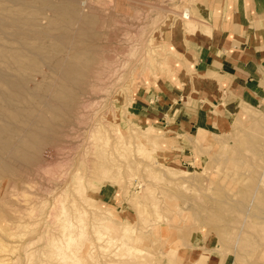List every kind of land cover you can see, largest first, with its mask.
<instances>
[{
	"label": "rangeland",
	"instance_id": "obj_1",
	"mask_svg": "<svg viewBox=\"0 0 264 264\" xmlns=\"http://www.w3.org/2000/svg\"><path fill=\"white\" fill-rule=\"evenodd\" d=\"M199 1L0 0V70L68 91L33 162L0 156V264H264V99L197 135L130 115L195 79Z\"/></svg>",
	"mask_w": 264,
	"mask_h": 264
},
{
	"label": "crops",
	"instance_id": "obj_2",
	"mask_svg": "<svg viewBox=\"0 0 264 264\" xmlns=\"http://www.w3.org/2000/svg\"><path fill=\"white\" fill-rule=\"evenodd\" d=\"M198 12L205 24L188 46L186 65L195 79L185 86L172 82L140 91L129 106L138 123L197 135L216 127L228 112L261 105L264 0H201ZM214 260L211 256L215 264Z\"/></svg>",
	"mask_w": 264,
	"mask_h": 264
},
{
	"label": "bare ground",
	"instance_id": "obj_3",
	"mask_svg": "<svg viewBox=\"0 0 264 264\" xmlns=\"http://www.w3.org/2000/svg\"><path fill=\"white\" fill-rule=\"evenodd\" d=\"M51 5V4H50ZM63 5V4H62ZM66 5V4H65ZM49 6V4H48ZM47 6V7H48ZM53 6V5H52ZM64 6V5H63ZM70 5H67L65 8L67 9V7ZM50 7V6H49ZM62 7V6H61ZM60 7V8H61ZM63 7V8H64ZM51 8V7H50ZM56 8V7H54ZM58 9V7L56 8V10ZM63 9H60L59 11L61 12ZM58 12V13H60ZM25 13V12H24ZM23 13V14H24ZM71 13V12H70ZM75 13V11L73 12ZM71 13V14H73ZM22 14V13H21ZM28 14V13H27ZM26 14V15H27ZM68 14V13H67ZM76 14V13H75ZM59 15V14H58ZM61 15V14H60ZM90 15V14H89ZM25 16V15H24ZM22 16V18L24 17ZM28 17V16H27ZM89 17V16H88ZM21 18V17H20ZM66 17H64L65 19ZM24 19V18H23ZM32 19V18H31ZM30 17L28 19V21H31ZM88 19V18H87ZM86 19V20H87ZM93 19V18H91ZM33 20V19H32ZM67 20H69L67 18ZM64 21V20H63ZM88 21V20H87ZM91 21V20H90ZM93 21V20H92ZM91 21V22H92ZM95 21V20H94ZM23 22V20H22ZM34 22V20H33ZM65 22V21H64ZM67 22V21H66ZM69 22V21H68ZM30 23V22H29ZM19 24V23H18ZM26 24V23H24ZM88 25V23H87ZM17 26V25H16ZM67 26V25H66ZM86 26V25H85ZM23 29V28H22ZM25 29V28H24ZM23 29V30H24ZM15 30V29H14ZM68 30V29H67ZM68 33V32H67ZM20 34V33H19ZM66 35V33H65ZM64 35V37H65ZM68 35V34H67ZM66 35V36H67ZM62 36V35H61ZM18 37V36H17ZM60 38V37H59ZM22 43V42H21ZM86 44V43H85ZM88 45V44H87ZM25 46V45H24ZM23 47V46H22ZM36 47V46H35ZM87 47V46H86ZM24 48V47H23ZM26 48V46H25ZM61 48V47H60ZM59 48V49H60ZM88 48V47H87ZM38 49V46H37ZM85 49V48H84ZM25 51V50H24ZM27 51V49H26ZM30 53V51H28ZM36 52V51H34ZM33 52V53H34ZM23 53V52H22ZM32 53V54H33ZM0 54H4V53H0ZM9 54V53H8ZM31 54V55H32ZM24 55V54H23ZM36 54H33V56H35ZM53 55V54H52ZM1 56V55H0ZM4 56V55H3ZM9 56V55H8ZM26 56V55H25ZM38 56V55H37ZM65 56V55H64ZM63 56V58H64ZM89 56V55H88ZM31 57V60H33L34 58ZM55 57V56H54ZM61 57V56H60ZM86 57V56H85ZM90 57V56H89ZM19 58V57H18ZM43 58V56H42ZM52 58V57H50ZM58 58V57H57ZM87 58V57H86ZM53 59V58H52ZM81 59V58H80ZM23 60V59H22ZM29 60V61H31ZM35 60V59H34ZM43 60V59H42ZM63 60V59H62ZM56 61V60H55ZM84 62V60H82ZM81 61V62H82ZM65 62V61H64ZM74 62V61H73ZM24 64V63H23ZM54 64V63H53ZM62 64V62L60 63ZM30 65V64H29ZM63 65V64H62ZM61 65V66H62ZM82 65V64H81ZM32 66V65H31ZM55 66V64H54ZM53 66V67H54ZM85 66V65H84ZM34 67V66H33ZM57 65L54 67L56 68ZM87 67V66H86ZM23 68V67H22ZM40 68V67H39ZM59 68V67H58ZM57 68V69H58ZM84 68V67H83ZM41 69V68H40ZM44 69V68H43ZM62 69V68H61ZM60 69V70H61ZM88 69V68H87ZM21 70L23 69H19V72H21ZM36 69L34 68V71ZM59 70V71H60ZM63 70V74L61 76L62 81L64 82H68L70 80H74L76 77V74L81 72V69L79 67H75L72 64H67L64 66ZM32 71V70H31ZM6 71H1L0 70V86H5L6 90L0 89V120L3 121V123H0V156H2L4 153H8L11 154L14 158H21V162H22V158L25 159L24 161L26 162L27 160H31L34 155H35V151H37V148H39V145L42 143L43 138L46 137L47 133L49 132V130L52 128V120L53 117H48L47 116V112H56L57 110H59L60 108H66L67 104L66 103V99L65 101H63V99L65 97H67V89H55L53 90L52 94H51V98L48 99L46 92H50V87L46 86L44 87V93L40 92L39 86L38 84L35 85L33 88H28V81H31L32 77H30L28 74H22L19 73L17 74V76L15 75V77H12L14 73L12 74H6ZM39 72V71H38ZM84 74H86L85 70L83 71ZM83 74V75H84ZM37 75V74H35ZM84 77V76H83ZM82 78V77H81ZM80 82V81H78ZM31 84V83H30ZM61 84V83H60ZM66 84V83H65ZM34 85V84H33ZM46 85V84H45ZM41 86V85H40ZM67 86V85H66ZM68 87V86H67ZM43 89V88H42ZM71 89V87H70ZM52 90V88H51ZM71 90L69 91V96H71ZM74 95V94H73ZM46 96V97H45ZM50 96V95H48ZM75 96V95H74ZM73 96V97H74ZM48 99V100H46ZM73 99V98H72ZM31 100V101H29ZM69 100V99H68ZM67 100V101H68ZM74 100V99H73ZM75 101V100H74ZM59 102V103H57ZM70 103H72L70 101ZM68 101V104H70ZM42 104L44 105L43 109H39V106H42ZM64 105V106H63ZM62 106V107H61ZM38 112V113H37ZM57 115V113H56ZM60 115V114H59ZM59 115H57L59 117ZM62 117V115H60ZM65 116V115H64ZM52 118V119H50ZM15 121V123L17 122V124H15L16 128H13L12 126V122ZM18 121L22 122V124H31L32 128L28 129L25 134L24 137L21 138V136L19 137V130L20 129V125H18ZM54 124V123H53ZM51 126V127H50ZM55 126V124H54ZM27 127V126H25ZM23 128V127H22ZM26 129V128H25ZM55 129V127L53 128ZM52 129V130H53ZM23 130V129H22ZM22 132V131H21ZM53 132V131H52ZM95 132V131H94ZM93 132V133H94ZM203 132V131H200ZM18 133V134H17ZM17 134L19 141L17 140V143H12L11 139ZM49 134V133H48ZM52 136V135H51ZM50 137V135L48 136ZM17 139V138H16ZM45 139V138H44ZM199 141H201V139L199 138ZM44 143V142H43ZM40 149V148H39ZM8 156V155H7ZM9 157V156H8ZM1 158V157H0ZM12 158V157H11ZM10 157L8 159H11ZM37 158V157H36ZM7 160V159H6ZM19 159L17 161H20ZM37 160V159H36ZM9 161V160H7ZM6 161V162H7ZM13 161V160H12ZM16 159H14V163H15ZM27 161V162H29ZM1 162V161H0ZM26 162V163H27ZM33 162V161H30ZM9 163V162H8ZM2 164L1 168L2 170H7L10 169V164ZM19 164V163H18ZM22 164V163H21ZM14 167V166H13ZM91 182V180H90Z\"/></svg>",
	"mask_w": 264,
	"mask_h": 264
}]
</instances>
